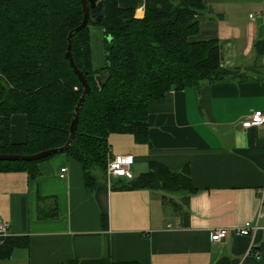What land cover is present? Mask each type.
<instances>
[{"label":"crops","instance_id":"crops-1","mask_svg":"<svg viewBox=\"0 0 264 264\" xmlns=\"http://www.w3.org/2000/svg\"><path fill=\"white\" fill-rule=\"evenodd\" d=\"M118 3L145 13V0ZM89 34L99 71L107 64L104 29L91 24ZM190 40H218L233 73L151 101L146 141L111 133L112 155L135 156L127 175L106 173L88 190L82 164L64 151L39 162L37 176L0 170V221L10 223L0 264H264V125L241 124L264 109V0H206ZM26 138L27 117L16 113L11 141ZM153 164L189 169L187 224L168 201L181 202L182 193L135 186ZM246 222L257 224L250 235L237 232ZM221 227L230 236L213 241Z\"/></svg>","mask_w":264,"mask_h":264},{"label":"trees","instance_id":"trees-1","mask_svg":"<svg viewBox=\"0 0 264 264\" xmlns=\"http://www.w3.org/2000/svg\"><path fill=\"white\" fill-rule=\"evenodd\" d=\"M99 1L100 20L91 17L72 39L75 63L91 91L81 106L73 141L64 151L82 164L88 190L106 174L111 133L130 132L146 141L151 101L170 90L199 87L233 73L223 65L218 40H190L199 29L206 0H145L142 17L132 7H120L118 0ZM83 15L82 0H0V154H35L68 142L84 88L66 51L69 32ZM91 24L103 27L110 56V64L99 71L91 63ZM109 71L111 77L101 86L100 77ZM16 113L27 117V138L18 144L11 141V117ZM51 156L0 161V170L26 169L37 176L39 162ZM135 186L182 193L181 202L168 201L187 224L183 205L195 191L188 168L172 171L153 164ZM1 242L0 238V258L8 255L10 239Z\"/></svg>","mask_w":264,"mask_h":264},{"label":"water","instance_id":"water-1","mask_svg":"<svg viewBox=\"0 0 264 264\" xmlns=\"http://www.w3.org/2000/svg\"><path fill=\"white\" fill-rule=\"evenodd\" d=\"M82 4H83V10H84L83 19L78 26H76L75 28H73L69 32L68 47H67V51H66V56L69 59L73 70L79 76V78L82 82L83 88H84L82 96H81V98L77 104V107H76L74 119L71 123L70 137H69L68 142L62 147L44 150V151H41V152H38L35 154H29V155L0 154V161H22V160L34 161V160H40V159L46 158L48 156L54 155L56 153L63 152L71 145L73 138L77 132L81 106H82L83 102L85 101L86 96L91 91V86L89 85L84 73L78 68L77 64L75 63L73 53H72V44H73L72 39H73V35L76 32L85 28L88 25L91 17L94 18L96 21H99L101 18V15H102V3L99 0H82ZM106 57H107V65H109L110 64V56L107 55ZM110 77H111L110 71L107 72L106 74H104L103 76H101L99 79L100 85L104 86Z\"/></svg>","mask_w":264,"mask_h":264},{"label":"built area","instance_id":"built-area-1","mask_svg":"<svg viewBox=\"0 0 264 264\" xmlns=\"http://www.w3.org/2000/svg\"><path fill=\"white\" fill-rule=\"evenodd\" d=\"M253 17V15H250ZM244 128H250L253 126L264 125V109L255 110L249 116L242 121ZM135 162V156L132 154H118L112 155L107 164V174L110 177L125 176L129 173L131 164ZM68 172V167H63L60 172L61 177H65ZM257 228V224L246 222L243 226L239 227L237 232L244 235H250ZM230 228H216L211 238L213 241L222 242L231 234ZM10 234V223L8 221H0V238L3 241L7 235Z\"/></svg>","mask_w":264,"mask_h":264},{"label":"rangeland","instance_id":"rangeland-1","mask_svg":"<svg viewBox=\"0 0 264 264\" xmlns=\"http://www.w3.org/2000/svg\"><path fill=\"white\" fill-rule=\"evenodd\" d=\"M108 164V163H107ZM106 173H107V166H106Z\"/></svg>","mask_w":264,"mask_h":264}]
</instances>
